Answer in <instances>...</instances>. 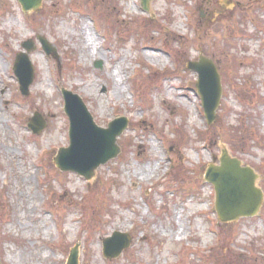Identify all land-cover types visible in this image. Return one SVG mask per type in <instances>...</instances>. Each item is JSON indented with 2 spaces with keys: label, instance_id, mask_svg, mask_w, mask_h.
<instances>
[{
  "label": "rangeland",
  "instance_id": "1",
  "mask_svg": "<svg viewBox=\"0 0 264 264\" xmlns=\"http://www.w3.org/2000/svg\"><path fill=\"white\" fill-rule=\"evenodd\" d=\"M82 30L94 40L89 56ZM28 42L35 80L22 97L12 67ZM200 58L222 82L209 131L185 68ZM61 89L98 127L128 123L119 154L90 182L53 163L69 145ZM35 114L45 123L37 136L27 127ZM236 134L246 150L232 155ZM223 151L259 175L264 193V0H151L147 11L140 0H44L28 14L0 0V264H66L74 247L78 264H211L212 255L264 264V202L253 218L217 220L203 176ZM118 232L130 246L107 260L102 241Z\"/></svg>",
  "mask_w": 264,
  "mask_h": 264
},
{
  "label": "water",
  "instance_id": "2",
  "mask_svg": "<svg viewBox=\"0 0 264 264\" xmlns=\"http://www.w3.org/2000/svg\"><path fill=\"white\" fill-rule=\"evenodd\" d=\"M43 0H18L23 12L37 11ZM149 0H141L145 7ZM47 56L57 58L56 51L43 38H38ZM26 53L15 57L13 72L19 84L20 93L27 97L34 81V68L27 53L34 46L23 44ZM100 65V64H98ZM98 67V66H97ZM187 69L197 73L196 89L200 96L205 118L209 125L215 120V112L220 104L221 79L215 65L208 60L187 63ZM64 112L69 119V147L60 149L54 158L55 166L62 172H74L86 180H91L97 167L105 164L118 154L116 138L126 129L125 119L109 123L106 129L93 122L87 107L78 95L63 90ZM28 128L39 135L45 123L37 114L29 120ZM205 181L214 187L215 210L221 223H230L242 217L257 215L263 203L262 191L256 187L257 175L248 167H241L237 159H232L223 151L219 166H209ZM128 234L114 233L103 242V255L108 259L117 258L130 245ZM68 264H77V250L74 249Z\"/></svg>",
  "mask_w": 264,
  "mask_h": 264
},
{
  "label": "bare ground",
  "instance_id": "3",
  "mask_svg": "<svg viewBox=\"0 0 264 264\" xmlns=\"http://www.w3.org/2000/svg\"><path fill=\"white\" fill-rule=\"evenodd\" d=\"M218 8V7H217ZM214 12H216V13H220V14H222L221 13V10L218 8V9H215L214 10ZM223 15V14H222ZM79 41L81 42V44H82V46H81V51L83 52V54H85L86 56H89V52H90V49L92 48V46H93V43H94V40H93V38H92V36L91 35H89L88 33H86L85 32V30H82V32H81V38H79ZM140 172V174H144L145 173V171L144 170H140L139 171ZM24 213H27L26 211L25 212H23L22 214H23V216H25L24 215ZM41 228H42V230H44L43 231V235L45 236V237H47L48 235H49V232H50V230L51 229H45V228H43V225L41 226ZM39 230H38V228L36 227L35 228V233L36 234H39ZM28 234H30V232L28 233ZM40 254H38V256H39Z\"/></svg>",
  "mask_w": 264,
  "mask_h": 264
},
{
  "label": "trees",
  "instance_id": "4",
  "mask_svg": "<svg viewBox=\"0 0 264 264\" xmlns=\"http://www.w3.org/2000/svg\"><path fill=\"white\" fill-rule=\"evenodd\" d=\"M241 138H242L241 134L229 136L228 139H230V140H228L226 142V144L228 145L232 154H236L237 151H240L242 153L246 150L245 146L241 145V143H242V141L240 140ZM260 174H261V176H264V166L261 167ZM211 257H212V259H214L216 261L218 256L212 255Z\"/></svg>",
  "mask_w": 264,
  "mask_h": 264
}]
</instances>
